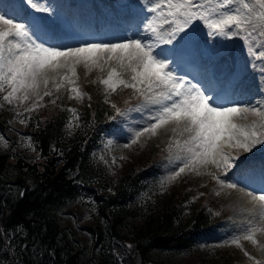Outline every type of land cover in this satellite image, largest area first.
Wrapping results in <instances>:
<instances>
[{
  "label": "snow or ice",
  "instance_id": "obj_1",
  "mask_svg": "<svg viewBox=\"0 0 264 264\" xmlns=\"http://www.w3.org/2000/svg\"><path fill=\"white\" fill-rule=\"evenodd\" d=\"M140 2L142 16L132 36L115 42H82L75 47L51 43L34 23L21 22L11 18V13L0 12L2 99L8 104L14 101L23 104L35 97L36 101L26 112L38 109L44 97H51L54 91L59 92L66 86H70L68 90L73 94L69 99H82L87 94L76 85L77 65L83 64L89 71L108 66L107 76L100 81L106 89V102H110L108 97L119 88L131 89L140 100L135 107L127 101L125 108L112 103L117 115L125 117L133 112H147L142 116L144 126L132 132L130 143L124 147L136 144L144 134L156 135L159 129L170 125L173 132L179 128L182 134L187 133L185 140L175 139L168 145L170 154L175 149L174 159L179 162L167 177L168 181L186 172L200 175V169L207 166L222 170L225 177L230 172L237 175L255 167L251 157L257 150L264 149V104L222 101L215 90L199 82L193 83L188 75H178V66L166 51L182 49L196 39L202 27L208 37L241 39L249 56L264 63V0ZM24 4L39 13L52 12L44 0H21V6ZM165 45L171 49H165ZM252 67L257 65L253 63ZM62 69H66L63 75ZM259 70L264 73V67ZM51 103L55 104L56 100ZM69 111L79 120L75 109ZM249 116L254 118L249 121ZM0 141L7 144L2 136ZM260 171L264 174V160L260 161ZM210 175L221 187H238L216 172ZM245 195L255 202L259 215L264 218V187L246 191ZM248 224L252 226L233 237L230 243L241 248L246 257L254 259L243 248L241 240L258 245L256 233L264 228L257 227L251 220Z\"/></svg>",
  "mask_w": 264,
  "mask_h": 264
},
{
  "label": "rangeland",
  "instance_id": "obj_2",
  "mask_svg": "<svg viewBox=\"0 0 264 264\" xmlns=\"http://www.w3.org/2000/svg\"><path fill=\"white\" fill-rule=\"evenodd\" d=\"M44 2L52 8L51 13L36 12L27 4L21 6V0H0V12L11 13V18H18L21 22L35 21L43 26L39 32L51 43L72 47L82 42H115L120 38L112 37V34L119 30V25L124 23L129 14L132 13V18L138 23L142 16L140 0H44ZM73 20L78 26L72 24ZM106 23H109L108 26ZM72 35L78 36V39L54 40L55 36L65 38ZM238 41H240L239 38L229 40L223 37H208L206 30L201 27L194 41L182 49L166 51V55L174 59L178 66V75H188L193 83L199 82L204 87L215 90L221 96L222 101L230 100L231 97L228 95L231 91L232 93L238 91L237 84H243V86L246 84L240 89L248 90L254 87L256 92L245 91L248 98L240 101L253 103L259 101L264 104V73L259 70L264 67V63L250 57L246 48L244 51L239 50L236 45ZM163 47L171 49V46ZM194 58L204 61V66L198 69ZM253 63L257 65L256 68L252 67ZM108 70V66H105L103 70L92 68L89 71L83 64L77 65L76 85L94 99L96 94H101V97L105 99L106 89L100 81L107 76ZM65 71L66 69H62L61 75ZM49 87L51 88V83ZM69 87L66 86L59 92L54 91L51 97H44L41 102L42 106L31 112H26L25 109L32 106L36 101L35 97L23 104L15 101L8 104L2 99L3 93H0V121L2 123L0 124V136L7 141V144L0 141V147H18L25 150L28 156L37 157V151L29 139V128L35 123L38 115L42 117L44 114H49L52 107L58 104V100L68 106L65 127L69 126V121H74L73 113L69 109H75L78 114L82 99H69V96L73 95L68 90ZM43 90L42 87L41 94ZM52 100H56V103H51ZM108 101L110 102H106L105 99V104L111 109L112 118L90 151L91 156L103 170L100 176V186L103 181H115L116 177L125 169L128 170L130 166L147 165L149 172L146 178L149 185L138 191L139 200L144 201L146 196H162L165 192L172 190L173 194L183 196L182 205L191 202L196 206L203 205L211 214L213 228L193 238L192 244L196 246L195 253H191V256L180 253V258L199 262L227 254L235 259L236 264H256L257 261L264 264V231L256 233L260 242L258 245L252 244L251 241L241 240L243 248L254 259H249L241 248L230 243L233 237L252 226L248 224L249 220L253 221L257 227L264 228V218L259 215L258 206L245 195L246 191H256L264 187V174L260 171V161L264 160V149L257 150L251 157L255 161V167L243 173L234 175L230 172L225 177L222 170L207 166L200 169V175L195 172H186L175 180L168 181L167 177L176 170L179 163L174 159L175 149L170 154L168 145L175 139L185 140L187 133L182 134L179 128L173 132V126L170 125L159 129L156 135L144 134L136 144L126 148L124 145L130 143L132 132L144 126L142 116H146L147 112H133L125 117L114 115L115 109L112 108V103H115L117 107L122 105L123 108L126 107L125 101L132 107L140 103L139 98L133 94L131 89L119 88L117 92L108 97ZM253 118L248 117L249 121ZM21 120L24 123H21ZM212 172H216L229 182L237 183L238 187L236 189L221 187L216 180L212 179L210 175ZM99 190L106 191L103 187ZM80 199L76 205L70 207L68 212L70 222L77 230L79 228L77 225L92 217L93 203L97 201L91 193L83 195ZM86 235L83 230H78L77 236H80L82 240L89 239Z\"/></svg>",
  "mask_w": 264,
  "mask_h": 264
},
{
  "label": "trees",
  "instance_id": "obj_3",
  "mask_svg": "<svg viewBox=\"0 0 264 264\" xmlns=\"http://www.w3.org/2000/svg\"><path fill=\"white\" fill-rule=\"evenodd\" d=\"M95 96L82 98L71 126L60 100L38 115L29 128L37 157L0 147V264H236L227 254L199 262L179 257L195 253L193 238L213 228L211 214L203 205H182L172 190L139 200L149 185L147 165L100 186L103 170L90 151L112 114ZM90 193L97 201L92 217L77 225L89 238L82 240L68 212Z\"/></svg>",
  "mask_w": 264,
  "mask_h": 264
},
{
  "label": "bare ground",
  "instance_id": "obj_4",
  "mask_svg": "<svg viewBox=\"0 0 264 264\" xmlns=\"http://www.w3.org/2000/svg\"><path fill=\"white\" fill-rule=\"evenodd\" d=\"M133 17V14H129L128 17L125 18L124 20V23L123 24H120L119 25V30L116 31L115 33L112 34V37H119V38H123L125 36H132L134 34V31L138 25V21ZM29 22H32L35 24L36 28L39 30L40 28H43V26L35 21H32V20H29ZM72 24H74V26H78L76 25V21H72ZM109 23H106V25L108 26ZM58 31V30H56ZM48 33V31L46 30V34ZM103 35V34H102ZM55 39L54 40H57V41H72V40H76L78 39V36L76 35H72V36H69V37H65V38H61L59 36H55L54 37ZM194 61L196 62L197 64V67L198 69H200V67L204 66V61H202L200 58H194ZM219 62V61H218ZM214 72V71H213ZM259 76V75H258ZM212 77V75L210 76V78ZM259 79V78H257ZM211 80V79H210ZM246 86V84H245ZM243 86V84H237V87L234 85V87H236V89L238 90H235L237 92H234L233 93L231 92L228 97H231V99H238V100H245L248 98V94L245 92V91H252V92H256L254 87H250L248 90H243V89H240V88H243L245 87ZM256 97V96H255ZM259 97V96H258ZM253 103V102H252Z\"/></svg>",
  "mask_w": 264,
  "mask_h": 264
}]
</instances>
